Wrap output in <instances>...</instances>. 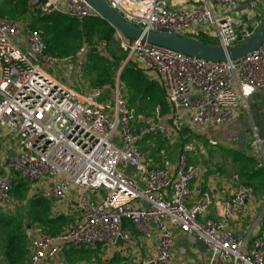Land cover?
Instances as JSON below:
<instances>
[{"label":"built area","instance_id":"built-area-1","mask_svg":"<svg viewBox=\"0 0 264 264\" xmlns=\"http://www.w3.org/2000/svg\"><path fill=\"white\" fill-rule=\"evenodd\" d=\"M106 1L124 20L146 31L207 38L224 48L247 42L264 21H257L260 13H252L247 18L251 24L244 23L237 12L257 0ZM30 3L43 15L60 14L80 22L100 18L85 0ZM114 35L128 62L153 74L166 92L170 129L156 123L160 107L153 120L140 125L120 83L110 115L97 102L102 90L85 83L81 75L87 46L73 59L54 56L47 50L43 30L0 19V129L21 147L20 154L8 160L10 172L0 168V203L11 202L15 177L49 185L42 194L50 201L64 202L72 187L80 193L82 220L56 235L41 229L31 242L28 264H44L67 247L98 251L101 246H117L119 239L129 243L132 237L125 223L142 238L157 240L156 258L147 264H173L174 227L210 252L209 264H264V241L249 247L247 239L228 231L232 211L256 201L253 187L233 176L238 186L225 213L203 220L215 203L209 191L191 200L199 167L186 153L194 151V144H186L175 163L161 150L159 164L138 146L150 135L172 143L174 132L184 128L232 124L241 106L246 108L247 100L264 89V43L239 60L206 62L143 40L131 41L117 30ZM67 65L72 72L67 80L49 73ZM255 145L257 169L264 170V138L256 137ZM92 193L98 200L91 199Z\"/></svg>","mask_w":264,"mask_h":264},{"label":"crops","instance_id":"crops-1","mask_svg":"<svg viewBox=\"0 0 264 264\" xmlns=\"http://www.w3.org/2000/svg\"><path fill=\"white\" fill-rule=\"evenodd\" d=\"M255 2L240 6L237 9L244 23L251 24V21H247V18L252 13H260L256 18L257 21L264 18V13L261 14L260 11L252 10ZM147 75L157 81L159 87L163 90L166 108L170 112L168 116H170L171 105L166 92L153 74ZM168 121L166 128L170 129L172 119L169 118ZM189 130L192 132L197 130L198 135L204 139L206 137L205 140L209 144L212 141L217 142V146L222 148V153L214 161H198L197 157L193 160L199 167V171L191 185V200L197 201L204 192L209 191L215 203L203 220H215L225 213V204L230 202L238 186V183L232 180V177L237 175L242 184L254 188L256 201H248L243 208L232 211L228 218V231L237 237L247 239L249 247L254 241H264V170L257 169L258 152L255 145L256 137L264 138V89L257 91L247 100L246 108L241 106L232 124L203 130ZM251 134L255 136L254 141L249 140ZM173 143L174 141L167 144L172 145ZM198 147L199 144H195L194 150ZM20 152L21 147L18 141L7 131L0 129V168L4 172H10L7 166L8 160L13 158L14 155L20 154ZM166 152L167 157L174 163L179 155L183 153L182 150L177 152L169 150ZM231 155H234V157ZM153 160L156 164L160 163L157 157ZM217 174H222L223 178L219 179ZM47 187L49 185L32 184L15 177L14 188H16V191H13V198L18 195L19 197H28L33 201L35 200L34 203H31V208H34L30 211L32 215H24L26 216L24 220L22 216L18 215L19 213H16V211L21 210V207L17 206V210H14L15 207L7 205V203H0V212H3L9 218H11V215L15 216L18 221L8 225L1 223L5 232L0 236V264H28L31 256V242L41 229L47 227L51 230V234L56 235L75 226L82 220V211L79 206L80 193L75 187L70 189L67 200L62 202L61 205L52 204L53 208L49 214L39 215L37 212L44 210V203L46 202V199L44 200L40 196ZM90 197L94 200L99 198L93 193ZM260 206L262 207V213L259 215ZM33 216L35 220L31 219L29 223L28 217ZM62 217H73L74 223L66 230L59 231L60 229L53 227ZM25 222L27 223L26 226L24 225ZM17 223L20 225H18L19 228L15 233L13 230ZM124 229L131 234L132 239L129 243H118L115 247L101 246L98 251L67 247L56 257L46 259L44 264H147L156 258L157 240L142 238L129 223L124 224ZM173 233L175 237L173 264L210 263L211 254L203 245L189 238L178 227L173 228Z\"/></svg>","mask_w":264,"mask_h":264},{"label":"rangeland","instance_id":"rangeland-1","mask_svg":"<svg viewBox=\"0 0 264 264\" xmlns=\"http://www.w3.org/2000/svg\"><path fill=\"white\" fill-rule=\"evenodd\" d=\"M264 0L254 3L253 11H260L264 13ZM41 12L35 10L30 3V0H0V19H8L21 25L29 26L32 29H42L43 25L39 22V19L45 17ZM86 23H93V26H86ZM104 23H99L94 19H89L83 22H76L74 30L65 34L60 31L56 32L57 45L61 51H64L66 55L64 59L74 58L78 51L84 46H87L88 53L84 59V66L81 69V75L85 83L91 86H98L102 90L101 97L97 99L99 104L104 105L109 114L112 115L116 109L115 96L117 93L116 86L118 83L121 85V94L131 106H133L137 113L140 125H144L146 120H153L155 117V111L158 107L161 108V115L159 120L156 121L162 127H166L170 118L169 110L166 108V100L163 90L159 87L157 81L151 76L142 72L138 69L135 63L128 62L127 54L121 49L119 42L116 40L115 35H112L110 41L105 39L106 27ZM105 29V30H104ZM115 34V33H114ZM202 42L215 45L216 43L210 39L205 38L199 39ZM92 49H97L92 51ZM71 67L67 65L66 69L63 67H57L49 70V73L56 77H61L62 80L72 77ZM126 75V76H124ZM172 126V125H171ZM198 131L192 132L191 130L184 128L179 132H174V143L172 145L167 144L158 136H147L142 142L138 144L139 148L145 152L148 158H155L158 156L161 150L166 151H179L182 150L186 144H199L193 152L186 153L190 161L194 163V159L198 161L208 162L215 160L219 154L222 153V148L216 144H209L207 139L198 135ZM249 140L254 141L255 136L249 135ZM150 143V144H148ZM234 157V155H231ZM169 158V157H168ZM196 162V160H195ZM128 174H135L133 170H128ZM248 184V183H247ZM40 198L44 199L43 194ZM35 200H31L28 197H19L15 195L12 202L7 205L15 207H21L18 215L26 219V214L30 213L31 203ZM6 204V203H5ZM61 205L62 202L50 201L46 199L44 203V210L38 211L39 215H46L51 212L53 205ZM36 213V212H35ZM262 213V207H259V215ZM3 214V212H0ZM37 214V215H38ZM35 216V214H34ZM33 217H28L29 223ZM74 217V216H73ZM73 217H62L53 228L60 229L59 231L66 230L69 226L74 223ZM264 217V214H263ZM11 222H16L15 216L11 215ZM35 220V219H34ZM18 222V221H17ZM25 222V226H26ZM16 225V228L18 227ZM0 227V236L5 231ZM46 230L51 232L49 228L45 227ZM173 255V253H172Z\"/></svg>","mask_w":264,"mask_h":264},{"label":"water","instance_id":"water-1","mask_svg":"<svg viewBox=\"0 0 264 264\" xmlns=\"http://www.w3.org/2000/svg\"><path fill=\"white\" fill-rule=\"evenodd\" d=\"M101 19L108 22L115 30L119 31L131 41L143 40L148 43L165 47L181 54L200 58L206 62H226L239 60L254 53L264 43V21L244 43L233 47H221L206 44L202 41L180 36L172 32L146 31L142 26L127 22L115 12L106 0H85ZM92 51H95L93 49ZM121 127H119V130ZM14 155L13 157H16ZM118 243H123L118 240Z\"/></svg>","mask_w":264,"mask_h":264},{"label":"trees","instance_id":"trees-1","mask_svg":"<svg viewBox=\"0 0 264 264\" xmlns=\"http://www.w3.org/2000/svg\"><path fill=\"white\" fill-rule=\"evenodd\" d=\"M89 19H94L95 21H97L99 23H104L105 24L104 26L107 29V30L104 29L107 32L105 39L108 41H110L112 39V35H114L115 29L108 22H106L105 20H103L101 18H89ZM89 19H86L85 21H87ZM39 22L42 23V25H43L42 29H40V30H43L45 33V40H46L48 52L54 56L64 57L66 55V53L64 51H61L57 45L58 40L56 37V32L60 31V33L64 32L65 34H67L70 31H73L76 22H80V21L73 19V18H70V17H67V16L60 15V14H52V15H47V16L39 19ZM86 26L92 27L93 23H86ZM204 43L208 44L207 42H204ZM124 76H126V75H124ZM164 96H165V94H164ZM15 189L16 188H14V191H16ZM11 221H12L11 218L6 217L3 214H0V226H1V223L8 225V224L12 223ZM18 228H19V226L17 228L15 226L13 231L16 233Z\"/></svg>","mask_w":264,"mask_h":264}]
</instances>
